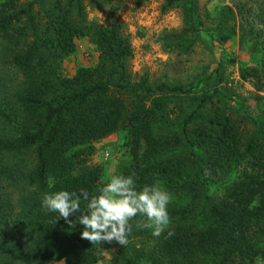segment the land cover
Segmentation results:
<instances>
[{
	"label": "trees",
	"instance_id": "16d2710c",
	"mask_svg": "<svg viewBox=\"0 0 264 264\" xmlns=\"http://www.w3.org/2000/svg\"><path fill=\"white\" fill-rule=\"evenodd\" d=\"M97 5L109 8L106 23L87 19L85 0H0V264H97L105 240L84 239L41 200L60 189L95 195L103 171L91 158L116 133L114 175L134 173L138 189L160 181L174 234L153 237L136 217L114 264H264V0H227L203 17L199 0L163 5L182 14L181 29L160 37L168 52L238 39L247 96L225 87L229 61L185 82L134 78L119 0ZM81 38L97 62L66 74Z\"/></svg>",
	"mask_w": 264,
	"mask_h": 264
},
{
	"label": "rangeland",
	"instance_id": "374dc122",
	"mask_svg": "<svg viewBox=\"0 0 264 264\" xmlns=\"http://www.w3.org/2000/svg\"><path fill=\"white\" fill-rule=\"evenodd\" d=\"M97 1L85 0L87 19L106 23L109 8L98 6ZM223 2L227 3V0H199L201 16L205 15L206 10L213 11L214 14L216 6ZM119 3V20L133 49L129 69L134 78L147 73L151 81L166 79L185 82L200 75L205 69L214 67V61L222 60L230 62L226 63L225 87L241 96L254 91L250 83L239 80L238 67L241 61L247 60V55L239 50L236 37L212 49L205 44H197L189 55H177L166 50L160 37L181 29L182 14L179 8L164 9L165 0H144L142 3H138V0H119ZM213 21L207 23L211 24ZM96 62L94 45L87 38H81L77 41L76 51L65 60L63 70L70 75L77 68L91 66ZM122 144V135L118 133L96 144V153L92 156L91 163L101 165L104 183L114 176L119 161L124 157ZM117 243L115 240H105L97 245V264H114ZM49 264L60 262L52 260Z\"/></svg>",
	"mask_w": 264,
	"mask_h": 264
},
{
	"label": "clouds",
	"instance_id": "9594fccd",
	"mask_svg": "<svg viewBox=\"0 0 264 264\" xmlns=\"http://www.w3.org/2000/svg\"><path fill=\"white\" fill-rule=\"evenodd\" d=\"M172 197L160 181L145 184L138 189L135 174L114 175L103 183L95 195L86 189L70 192L65 189L46 192L42 195L41 206L49 213H57L71 225L83 226L81 236L91 242L100 240L117 241L124 246L128 243L136 220L138 229H148L153 237L166 232L174 233L169 227L168 205ZM85 203L82 211L81 204ZM80 213L77 220H68L70 215Z\"/></svg>",
	"mask_w": 264,
	"mask_h": 264
}]
</instances>
